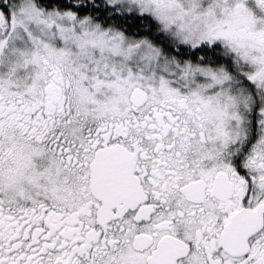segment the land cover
<instances>
[{"label": "snow or ice", "instance_id": "obj_1", "mask_svg": "<svg viewBox=\"0 0 264 264\" xmlns=\"http://www.w3.org/2000/svg\"><path fill=\"white\" fill-rule=\"evenodd\" d=\"M0 264H264V0H0Z\"/></svg>", "mask_w": 264, "mask_h": 264}]
</instances>
